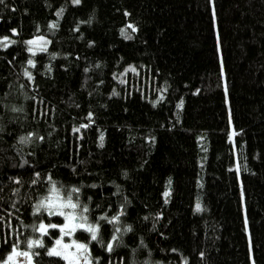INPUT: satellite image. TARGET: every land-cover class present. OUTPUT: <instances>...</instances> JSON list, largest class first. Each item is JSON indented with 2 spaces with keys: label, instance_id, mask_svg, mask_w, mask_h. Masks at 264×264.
<instances>
[{
  "label": "trees",
  "instance_id": "obj_1",
  "mask_svg": "<svg viewBox=\"0 0 264 264\" xmlns=\"http://www.w3.org/2000/svg\"><path fill=\"white\" fill-rule=\"evenodd\" d=\"M7 36L0 263L64 264L55 189L88 264H264V0H3Z\"/></svg>",
  "mask_w": 264,
  "mask_h": 264
},
{
  "label": "rangeland",
  "instance_id": "obj_2",
  "mask_svg": "<svg viewBox=\"0 0 264 264\" xmlns=\"http://www.w3.org/2000/svg\"><path fill=\"white\" fill-rule=\"evenodd\" d=\"M70 2L72 4H77L74 2V0H70ZM14 32H15V30L12 32V34H14ZM11 41H12V38L9 36L4 37L3 39H0V47L8 46L11 43ZM29 41H32V43H28ZM49 41H50L49 37L43 36V35H37V36H34V37L27 39L26 44L28 46L29 52L31 54H36L37 52L45 50L49 45ZM53 195H54L53 193L49 194L46 198L40 200L38 202L37 208L39 205H41V202H44L45 204H47L48 199L53 198ZM57 203H66V202L59 198ZM40 208L45 209L46 214L50 213L47 207H40ZM63 211L66 214H69V213L74 214L76 217L75 222L78 224L84 225L83 228H77L76 230L86 229L87 227L90 226L89 224L86 223L85 216L83 214H78L76 212V208L73 209V208L67 207V208H64ZM61 217H62V222L60 224H58V226L65 224L64 217L63 216H61ZM49 228H52V227L46 226V230ZM57 229L59 230V236L57 237L56 240H54L53 245L50 248H48L47 253L49 252L50 249L55 248L60 253V255H54V256H59L60 258H62L64 261V264H88L89 263L88 248L84 243L75 240L74 233L76 230L71 235H64L61 233L59 227H57ZM44 232L45 231H42L40 229V233H44ZM57 240H61L60 245L56 244ZM74 241L78 244L85 245L86 248L85 249H77L73 245ZM36 245L40 246L41 244H40V242H39V244H37L36 242H30L29 247L33 248ZM64 245H69V247L65 248ZM16 253H19V255H17ZM25 253H27V255H24ZM10 256H11V259H9ZM64 256H68V259H64L63 258ZM0 264H35L33 251H31L30 249L22 250V249H18V248H13L12 251L7 255L6 259L3 262H1Z\"/></svg>",
  "mask_w": 264,
  "mask_h": 264
},
{
  "label": "snow or ice",
  "instance_id": "obj_3",
  "mask_svg": "<svg viewBox=\"0 0 264 264\" xmlns=\"http://www.w3.org/2000/svg\"><path fill=\"white\" fill-rule=\"evenodd\" d=\"M74 2L75 3H79V0H74ZM0 3H3V0H0ZM28 43H32V41H29ZM29 63L31 64L32 62L29 61ZM101 139H103V138L101 137ZM73 191H76V190L74 189ZM53 194H54L53 198H49L47 204H45L44 202H41V205L38 206V209L40 207H47L51 215L63 216L64 219H65V224L64 225H60V226L52 224V225H49L48 227H52V228L59 227L61 233L64 234V235H71L77 228H83L84 227L83 224H78V223L75 222L76 221V217H75L74 214H71V213L66 214L63 211V209L67 208V207L75 209L77 207V205L74 204V203H71L70 199L66 203H57L59 198H58V195H56L55 189H53ZM197 210H199V205H197ZM85 211H87V209H85ZM40 229L42 231L46 232V226L44 224L40 225ZM85 230L91 233V238L93 240L97 239V235H96V233L98 231L97 227L89 226ZM117 231H118V229H117ZM113 239H115V237H113ZM36 243L39 244V242H36ZM56 244L60 245L61 244V240H57ZM73 245L77 249H85L86 248L85 245L78 244L75 241L73 242ZM64 247L68 248L69 245H64ZM111 247H112V245L109 244L108 245V249L111 250ZM16 254L19 255V253H16ZM48 254L49 255H60V253L55 248L50 249ZM24 255H27V253H25ZM63 258L64 259H68V256H64ZM9 259H11V256L9 257Z\"/></svg>",
  "mask_w": 264,
  "mask_h": 264
}]
</instances>
